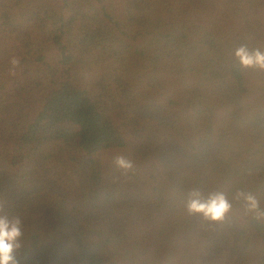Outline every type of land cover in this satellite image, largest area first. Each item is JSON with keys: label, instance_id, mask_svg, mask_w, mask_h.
I'll use <instances>...</instances> for the list:
<instances>
[{"label": "trees", "instance_id": "16d2710c", "mask_svg": "<svg viewBox=\"0 0 264 264\" xmlns=\"http://www.w3.org/2000/svg\"><path fill=\"white\" fill-rule=\"evenodd\" d=\"M0 264H264V0H0Z\"/></svg>", "mask_w": 264, "mask_h": 264}, {"label": "rangeland", "instance_id": "374dc122", "mask_svg": "<svg viewBox=\"0 0 264 264\" xmlns=\"http://www.w3.org/2000/svg\"><path fill=\"white\" fill-rule=\"evenodd\" d=\"M109 156H107L106 154H103L102 156H101V158H102V160H105L106 158H108Z\"/></svg>", "mask_w": 264, "mask_h": 264}]
</instances>
